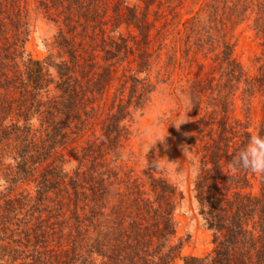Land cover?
<instances>
[{"label":"trees","instance_id":"1","mask_svg":"<svg viewBox=\"0 0 264 264\" xmlns=\"http://www.w3.org/2000/svg\"><path fill=\"white\" fill-rule=\"evenodd\" d=\"M37 1L38 14L42 10L55 24L58 49L42 60L33 59L25 49L31 27L23 7L26 0H0V264H170L179 258L170 244L176 233L174 187L155 175L154 163L143 171L141 182L119 164L127 135L124 122L154 88L138 77L150 68L151 24L146 13L154 0H141L140 11L125 7L124 24L137 32L135 48L128 47L122 34L116 40L101 38V65L96 70V63H88L80 48L84 41L78 27L96 23L95 16L87 15L100 7L101 0ZM223 3L217 31L221 71L216 106L225 109L227 96L236 88L244 104L258 97L262 119L257 132L264 134V0ZM250 9L257 10L254 30L262 48V64L254 77H248L234 60L229 39L233 26L243 22ZM200 30H192L197 41L203 38ZM130 50L135 53V72L113 96L99 138L81 154L67 158L74 149L71 132L94 110L88 97L103 93L114 66ZM208 88L198 78L189 83L193 115ZM216 126L207 167L193 184L213 250L202 258L183 257L182 264H264V177L258 195L239 192L246 176L223 174L227 129L222 119ZM248 135L238 140L236 152ZM25 185L32 188L23 189Z\"/></svg>","mask_w":264,"mask_h":264},{"label":"rangeland","instance_id":"2","mask_svg":"<svg viewBox=\"0 0 264 264\" xmlns=\"http://www.w3.org/2000/svg\"><path fill=\"white\" fill-rule=\"evenodd\" d=\"M38 6L37 0H26L23 4L31 26L25 49L33 59L42 60L49 54L55 55L58 49L55 45V24L48 21L42 10L38 14ZM125 7H137L140 11L143 5L141 0H101L100 7L87 15L89 19L95 16L96 23L85 28L79 25L80 39L84 41L80 48L85 51L88 63H96L93 70L101 65V38L116 40L117 35L122 34L128 47L135 48L137 32L132 26L124 24ZM223 7V0H154L146 13V19L151 24L147 47L151 54L150 68L138 77L144 78L147 85L154 88L146 95L143 105L132 110L124 122L127 135L123 146L124 159L119 164L129 177L141 182L143 171L147 170L148 164L154 163L158 168L155 175L174 187L176 233L170 244L177 248L171 251L173 255L179 251V258L170 264H182L183 257H206L213 250L212 235L200 214L193 184L201 169L207 167L208 147L216 138V122L222 119L227 129L223 134V139H228L227 155L222 160L223 174L226 175L229 173L227 164L236 152L238 140L245 133L257 132L262 119L259 98L244 104L240 88L232 90L227 96L225 109L216 106L220 101L217 86L221 71L217 31L221 28ZM256 17L257 10L250 9L245 20L233 26L229 38L233 43V58L248 77L256 76L262 64L261 40L254 30ZM198 29H201L199 37H203L199 41L194 35ZM192 30L195 31L192 33ZM128 53L114 66L111 83L103 93L88 97L94 110L88 118L83 116L84 122L71 132L74 149L66 153L67 158L72 159L74 153L81 154L83 148L99 138L101 123L110 110L113 96L119 93L125 78L135 72V53L132 50ZM195 78L208 83L210 90L202 93L200 109L193 115L187 87ZM213 86L216 87L211 88ZM184 121L187 122L177 129L175 125ZM34 129V136L38 137L37 127ZM165 135V140L159 141ZM239 175L246 176V185L239 192L246 196L258 195L261 176L244 171L237 177ZM31 188L32 185L23 186V189ZM231 190L235 188L232 186ZM248 227L253 229L252 224Z\"/></svg>","mask_w":264,"mask_h":264},{"label":"clouds","instance_id":"3","mask_svg":"<svg viewBox=\"0 0 264 264\" xmlns=\"http://www.w3.org/2000/svg\"><path fill=\"white\" fill-rule=\"evenodd\" d=\"M186 122L175 126L179 129L180 125ZM166 136H163L159 141L163 142ZM227 167L229 173L226 175L231 177H236L241 171L264 177V134L250 133L247 142L232 155Z\"/></svg>","mask_w":264,"mask_h":264}]
</instances>
